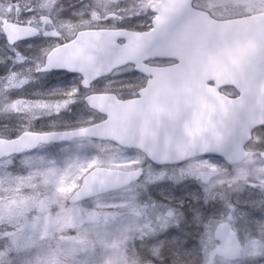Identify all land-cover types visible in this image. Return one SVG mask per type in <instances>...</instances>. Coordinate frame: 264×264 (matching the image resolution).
<instances>
[{"label":"rangeland","instance_id":"374dc122","mask_svg":"<svg viewBox=\"0 0 264 264\" xmlns=\"http://www.w3.org/2000/svg\"><path fill=\"white\" fill-rule=\"evenodd\" d=\"M30 1L0 0V34L1 30L25 19L33 21L29 15L21 18L19 6ZM153 1L38 0L37 4L58 5L57 35L68 37L84 29L115 27L120 23L136 25L139 21L128 20L134 13L133 7ZM11 53L0 44V137L12 139L26 131H54L97 120L91 114L71 112L72 101L63 98L61 93L55 94L63 82L60 76L50 96H39V87L31 83L32 65L27 64L30 55L26 54L24 59L22 53ZM255 137L256 143L251 147L264 151V130ZM141 159L140 155H122L115 148H98L79 141L1 160L0 264H244L254 259L252 253L264 244V237L259 235L264 220L253 214L264 213L262 206L257 209L234 206L232 229L239 232L240 243L246 249L239 261L225 260L224 249L215 253L211 248L201 250L200 240L193 238V234L183 241L186 244L191 239L193 247L187 251L181 247L179 251L185 259L177 258V244L166 239L165 232L178 226L173 221L168 229H160L153 223L150 209L146 213L143 206L161 199L171 201V189L159 187L163 182L161 174H165V180L178 177L180 168L149 169L136 189L107 194L84 205H68L67 200L91 169H134L141 165ZM254 163H247L242 173L250 178L264 177V164L253 166ZM200 167L199 162H194L185 171L194 174ZM148 188L153 191L151 197L146 191ZM184 195L192 193L189 190ZM203 195L197 196L203 199ZM210 201L211 196L208 205ZM245 211L248 215H241ZM46 214L60 219V225L52 232L55 241L32 233L38 219ZM210 218L219 219L220 215L213 213ZM192 223L198 226L197 221ZM192 226L194 224H189L190 229Z\"/></svg>","mask_w":264,"mask_h":264},{"label":"water","instance_id":"95a60500","mask_svg":"<svg viewBox=\"0 0 264 264\" xmlns=\"http://www.w3.org/2000/svg\"><path fill=\"white\" fill-rule=\"evenodd\" d=\"M179 6L180 10L158 14L153 30L135 33L124 30H86L69 43L54 49L42 69H67L86 83L105 77L116 69L149 58L177 61L167 68L140 67L150 78L140 99L109 101L107 97L87 100L91 109L106 119L82 129L34 133L11 140L0 138V160L35 150L39 145L97 139L151 156L154 165L175 166L198 158L209 144L224 145L229 164L245 159L244 150L252 132L264 127V16L247 21L215 22L191 8V0H162L155 7ZM29 32L10 31L11 44ZM117 40H124L117 46ZM234 89L230 98L222 90ZM106 106L97 103L106 101ZM145 149H148L146 152ZM264 158V153L261 154ZM95 168L87 173L69 204L75 205L119 191L142 174ZM58 220L46 218L47 230ZM234 233V232H233ZM235 240V235L233 236ZM235 246L226 247L229 262L241 259ZM154 264V263H144Z\"/></svg>","mask_w":264,"mask_h":264},{"label":"flooded vegetation","instance_id":"af4514ba","mask_svg":"<svg viewBox=\"0 0 264 264\" xmlns=\"http://www.w3.org/2000/svg\"><path fill=\"white\" fill-rule=\"evenodd\" d=\"M168 1L174 2L175 0H168ZM30 2L31 3L29 4L19 3V6H20V11H22L21 18H24L29 15L28 17L34 18L33 21H30L29 19H25L21 23L13 27L7 28L5 30L4 29L1 30L0 37L2 40L0 41V44H2V46L6 48L9 52H12L11 54L13 55H15V53H22L24 59L26 54L30 55L27 64L32 65L33 79L31 83L39 87L40 91L38 90V94L39 96L42 97L50 96L49 94L51 92V88L55 86L57 87V76L50 75L48 71H42V69L46 66L47 56L54 49L71 42L79 32L86 30L127 29V31L135 32V33H148L153 30L154 28L153 21L158 16V14L160 15L165 14V16L167 17L169 13L180 10L179 6L158 7L155 13L154 10L155 7L158 6L162 2V0H154L151 3H138L136 4L137 6L133 7L132 10L134 11V13H132L131 16L135 18V22L139 21V23H137L136 25L131 24L132 26H128V25H121L120 23L115 27L84 29V30H79L75 34L72 35L69 34L68 37L67 36L60 37L57 35L58 26H57L56 9L58 5L56 4L54 6L53 5L47 6V5H43L42 3L37 4L38 0H31ZM191 8L196 12H200L208 15L215 22L247 21L257 16H264V0H191ZM10 31H23V32H29V34L27 38L18 41L15 44H11L7 37ZM124 43H125L124 40L116 41V45L119 47L122 46ZM176 64L177 61L175 60H170L166 58H149L140 61L139 66L146 67L149 69H161V68L171 67ZM130 66H131L130 63L126 64L125 66L114 70L109 75L92 80L91 82L88 83H86L85 79L79 75L74 74L70 78H65L64 75H58L62 78L63 82L60 84L59 87L61 89L55 94L61 93L63 98L72 101L69 105V110L71 112H84L86 114H91L94 117H96L97 120L89 124L77 125V126L72 125L70 127L54 130V131H41V132L26 131V132H34V133L63 132V131L82 129L103 122L106 119V117L103 114L99 113L98 111L90 108L87 102L89 98L97 97V96L107 97L109 101H118V102L119 101L126 102L130 100H134V99H128L130 92L129 89L127 88L121 89L118 85L121 83L124 84L138 83V84H146L147 86V83L150 80V78L144 76L143 74L139 76L136 80H129L126 76V73ZM139 66L136 65V67L138 68ZM49 70H54V69H49ZM117 73H124L125 75L121 76V75H117ZM109 81H112L113 83H109ZM76 89H78L79 91H76ZM223 92L230 98H235L238 96L237 92L232 88L223 89ZM108 100L97 103V105L100 107L106 106ZM262 130H264V127L258 128L252 133V138L250 142L245 146V150L246 152H248V155L245 159L235 164H229L227 161H224L221 164V167L226 169V171L223 173V175L219 177H213L212 183L215 186L213 188L212 194L210 195L211 206L212 204L219 205L221 209H224V204L230 201L232 205L236 206L237 208L257 209V207L262 206L264 209V177L258 176L257 178L254 177L250 178L248 174L242 173L244 172L247 163L255 162L254 164H252L253 166H256L258 163L264 164V158H262L261 156V154L264 153V151H258L255 150V148L251 147L256 143L255 134ZM21 134H19L15 138L19 137ZM0 138L6 139L2 137ZM6 140H11V139H6ZM79 141L92 145H97L98 148H102V147H109L111 149L115 148L116 150L121 152L122 155H129V154L140 155L142 157L141 161H145L143 164L139 165L138 167H135L134 169L106 168L110 170H118L124 172H132L138 169L142 170V175L139 178H137L135 182L116 192L136 189L149 169H169V168L181 169L180 167L181 164L175 166L154 165L153 163L146 161L145 155L137 150L123 148L110 141H103L97 139L84 138V139H75L70 142L42 144L39 145L35 150L27 153H32L34 151L44 148H50L60 145H69ZM27 153H23L21 155ZM258 159L261 162H256L258 161ZM194 162H198V158H194L182 163L184 170L186 169L187 166H189L191 163ZM95 168H105V167H95ZM252 179L254 181H251ZM194 182L198 183L197 180H195ZM250 182H255V184ZM116 192H112V193H116ZM194 192L195 190H190V193L193 194ZM195 194L198 195L200 193H195ZM201 194L203 193L201 192ZM222 197L224 199H222ZM69 199L67 200L69 206L84 205L88 201L93 200L91 199L79 204L71 205L69 204ZM46 218L57 219L58 225L54 228H49L46 230L42 226V222ZM191 224H194V226H192L193 228L191 229L192 231L191 234H193L194 236L193 238L196 239L194 233L196 232L198 226H195V223L192 222ZM59 225H60V219L56 215L46 214L45 216L40 217L38 219V224L36 225V228L35 230L32 231V233H36L37 236L41 237L42 239H46L47 241H55L56 239L53 237L52 232L55 229H57ZM232 231L235 233L233 229ZM136 264H143V263H136Z\"/></svg>","mask_w":264,"mask_h":264},{"label":"snow or ice","instance_id":"6c2138e0","mask_svg":"<svg viewBox=\"0 0 264 264\" xmlns=\"http://www.w3.org/2000/svg\"><path fill=\"white\" fill-rule=\"evenodd\" d=\"M128 20L135 22L134 17H128ZM127 31V29H122ZM131 66L128 68L126 76L129 80H136L142 75L140 69L136 67L135 62H130ZM123 67V66H122ZM50 75L58 76L64 75L65 78H70L74 73L67 69L49 70ZM117 75L124 76V73H117ZM146 75V74H143ZM109 83H113L109 81ZM121 89L127 88L130 90L128 99H140L146 84L138 83H121L118 85ZM76 91H79L76 89ZM208 151L202 153L198 157V162L201 165L193 173L184 170L181 164V172L178 177L163 179L165 174H161L162 183L159 187L164 189H171V201L165 202L161 199L159 202L153 201L151 204H144L145 212L150 209V215L153 223L160 229H168V226L173 221L178 228H173L165 232V238L174 240L177 244L176 256L178 259H185L179 249L182 247L185 251L193 247L192 240L188 243H183L184 239L191 234L189 224L193 221L198 222V227L194 235L199 238V248L207 250L211 248L213 253L222 251L226 247L235 246L237 254L245 251V246L240 243L239 232L233 233L232 221L235 219L234 213L236 208L230 201L224 204V210H221L219 205H208L209 196L212 194L214 184L213 177H219L226 171L221 164L224 161H229V156L224 145L209 144ZM147 152L148 149H145ZM146 161H152L151 156H146ZM145 161H141L143 164ZM230 162V161H229ZM142 174V173H141ZM199 183H195V180ZM222 182V181H221ZM189 190H195L192 195L185 196L184 193ZM151 197L153 191L151 188L146 190ZM203 193V199H200L195 193ZM222 199H224L222 197ZM219 214V219L210 218V214ZM241 215L247 216L245 211ZM253 216L257 219L264 220V213H254ZM183 221V223H181ZM235 235V240L233 236ZM259 235L264 237V223L259 227ZM252 255L254 259L251 261H244V264H264V244H261Z\"/></svg>","mask_w":264,"mask_h":264}]
</instances>
